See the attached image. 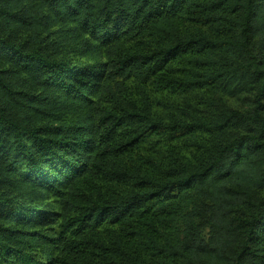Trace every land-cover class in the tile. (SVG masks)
<instances>
[{
    "label": "trees",
    "instance_id": "obj_1",
    "mask_svg": "<svg viewBox=\"0 0 264 264\" xmlns=\"http://www.w3.org/2000/svg\"><path fill=\"white\" fill-rule=\"evenodd\" d=\"M0 264H264V0H0Z\"/></svg>",
    "mask_w": 264,
    "mask_h": 264
},
{
    "label": "rangeland",
    "instance_id": "obj_2",
    "mask_svg": "<svg viewBox=\"0 0 264 264\" xmlns=\"http://www.w3.org/2000/svg\"><path fill=\"white\" fill-rule=\"evenodd\" d=\"M253 94L242 93L236 98L232 99L229 104L231 107L240 109L242 111H248L253 105Z\"/></svg>",
    "mask_w": 264,
    "mask_h": 264
}]
</instances>
